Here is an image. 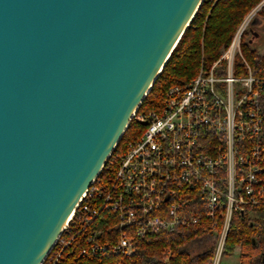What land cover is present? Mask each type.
I'll return each mask as SVG.
<instances>
[{"label": "water", "instance_id": "1", "mask_svg": "<svg viewBox=\"0 0 264 264\" xmlns=\"http://www.w3.org/2000/svg\"><path fill=\"white\" fill-rule=\"evenodd\" d=\"M203 0H0V264H42Z\"/></svg>", "mask_w": 264, "mask_h": 264}, {"label": "built area", "instance_id": "2", "mask_svg": "<svg viewBox=\"0 0 264 264\" xmlns=\"http://www.w3.org/2000/svg\"><path fill=\"white\" fill-rule=\"evenodd\" d=\"M251 12L212 65L202 67L187 85L168 89L160 110L134 113L132 119L145 125L143 133L128 141L123 152L114 154L115 147L103 167L118 162L111 184L93 180L42 264H61L67 253L73 254L77 235L70 224L75 220L85 225L108 211L117 239L102 245L94 232L80 251L129 255L137 238L199 223L202 214L189 215L193 199L198 209L206 207L208 217L223 219L213 262L219 264L233 212L264 199L261 147L245 143L264 128L258 101L264 79L253 76L241 49ZM237 56L247 75L235 74Z\"/></svg>", "mask_w": 264, "mask_h": 264}, {"label": "trees", "instance_id": "3", "mask_svg": "<svg viewBox=\"0 0 264 264\" xmlns=\"http://www.w3.org/2000/svg\"><path fill=\"white\" fill-rule=\"evenodd\" d=\"M258 14L264 18V0H203L193 20L183 33L169 60L141 102L138 112L160 110L168 89L175 85H187L197 76L202 67L216 61L230 44L235 32L245 17L261 5ZM254 35L250 26L243 33L242 54L253 76L264 79V53L252 43ZM235 74L247 75L248 70L241 57L235 61ZM258 101L264 116V85L258 88ZM145 125L132 119L122 135L114 154L123 152L128 141L137 139ZM245 143L261 147L260 167L264 176V128L257 135H249ZM118 162L113 168L105 167L97 182L108 187ZM98 200H93L95 206ZM196 200L189 215L202 214L199 223L181 225L169 232H161L135 241V250L129 255L102 250L95 255L82 254L80 249L86 237L96 233L97 243L106 245L117 239L118 229L112 215L103 210L100 215L85 225L75 220L70 224L77 235L73 242V254L65 256L61 264H212L218 237L223 228V219L216 215L208 217L206 207L198 209ZM233 212L223 254L239 253L240 264H264V199L243 205Z\"/></svg>", "mask_w": 264, "mask_h": 264}, {"label": "rangeland", "instance_id": "4", "mask_svg": "<svg viewBox=\"0 0 264 264\" xmlns=\"http://www.w3.org/2000/svg\"><path fill=\"white\" fill-rule=\"evenodd\" d=\"M261 6L262 4L252 10L251 13L253 14V18L248 27L250 26V29L254 33L251 37L253 45L257 47L261 53H264V18L258 14ZM219 264H240L239 253L234 251L232 254H223Z\"/></svg>", "mask_w": 264, "mask_h": 264}]
</instances>
